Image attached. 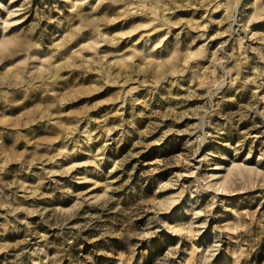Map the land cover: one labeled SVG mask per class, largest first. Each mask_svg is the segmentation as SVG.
Instances as JSON below:
<instances>
[{
  "label": "rangeland",
  "instance_id": "obj_1",
  "mask_svg": "<svg viewBox=\"0 0 264 264\" xmlns=\"http://www.w3.org/2000/svg\"><path fill=\"white\" fill-rule=\"evenodd\" d=\"M0 264H264V0H0Z\"/></svg>",
  "mask_w": 264,
  "mask_h": 264
},
{
  "label": "bare ground",
  "instance_id": "obj_2",
  "mask_svg": "<svg viewBox=\"0 0 264 264\" xmlns=\"http://www.w3.org/2000/svg\"><path fill=\"white\" fill-rule=\"evenodd\" d=\"M218 194V193H217Z\"/></svg>",
  "mask_w": 264,
  "mask_h": 264
}]
</instances>
